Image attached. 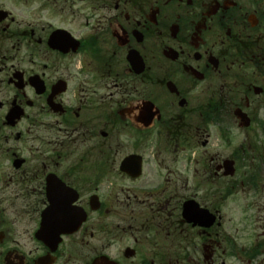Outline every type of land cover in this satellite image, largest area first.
<instances>
[{
    "label": "flooded vegetation",
    "instance_id": "af4514ba",
    "mask_svg": "<svg viewBox=\"0 0 264 264\" xmlns=\"http://www.w3.org/2000/svg\"><path fill=\"white\" fill-rule=\"evenodd\" d=\"M0 264H264V0H0Z\"/></svg>",
    "mask_w": 264,
    "mask_h": 264
}]
</instances>
